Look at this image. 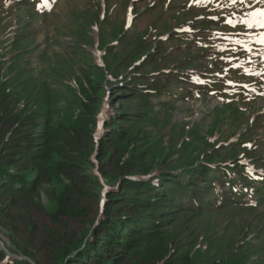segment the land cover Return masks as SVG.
I'll return each mask as SVG.
<instances>
[{"label": "trees", "instance_id": "16d2710c", "mask_svg": "<svg viewBox=\"0 0 264 264\" xmlns=\"http://www.w3.org/2000/svg\"><path fill=\"white\" fill-rule=\"evenodd\" d=\"M60 1L0 0V229L13 247L10 251L27 258L11 257L0 243V264H208L210 242H192L186 250L190 242L174 236L171 225L182 217L227 212H235L231 222L240 227L227 256L264 264V104H259L264 101V69L242 60L246 39L216 35L210 25L220 23L207 17L195 32L177 31L172 22L179 12H199L189 2L177 5V0H153L134 12L128 26L126 11L120 16L127 0H110L92 20V27L102 21L124 34L108 58L119 57L121 46L139 38L125 62H114L110 70L106 56L105 64H98L88 48L95 42L80 14L90 6L64 13L65 22L78 14L83 26L74 38L77 43L70 44L66 36L72 31L60 25ZM171 31L170 38L157 37ZM147 50L151 52L141 61V51ZM60 62L69 64L75 94H70L75 102L65 103L74 113L68 123L54 119L53 104L43 93L44 85L55 87L52 76L64 66ZM124 63L130 72L114 89L123 91L131 105L110 115L98 142L103 106L94 101L99 92L96 73L105 79L110 72L123 76V69L116 70ZM194 92L219 100L213 119L246 126L224 141V136H215L223 125H200V120L181 142L171 144L167 154L174 159L168 162L170 157L164 156L165 168L155 174L149 158L163 141L157 139L147 149L138 146L141 128L133 126L134 120L140 124L147 114L174 107L175 100ZM136 105L141 111L134 110ZM123 115H129L130 125L121 124ZM165 126L162 121L155 132ZM96 148L99 171L111 186L103 212V183L91 170ZM111 149L116 157L108 161ZM45 184L60 186L49 193L52 211L40 200Z\"/></svg>", "mask_w": 264, "mask_h": 264}, {"label": "rangeland", "instance_id": "374dc122", "mask_svg": "<svg viewBox=\"0 0 264 264\" xmlns=\"http://www.w3.org/2000/svg\"><path fill=\"white\" fill-rule=\"evenodd\" d=\"M107 1L110 0H63L59 2L57 11H61V14L63 16L61 18L62 22L60 25L63 28L72 31V34L69 33L66 36V40L70 42V44H76L77 42L76 39L74 38L75 37L78 38L79 34L82 32L81 30L83 26L80 27L82 24L78 23V21L80 20L77 16L78 14L75 15L76 17L73 16L74 20H71L69 18L65 22V20H63L64 13L66 12L67 9H69L70 14L71 13L75 14V12L79 13L77 12L80 11L78 10L79 8L84 9L90 6V8L88 7L90 9L89 10L90 12L89 11L86 12L84 10L85 12L80 14L83 17H85L83 20L84 22L87 23L88 26L87 31L90 34L91 38H93V42H95V46L94 45L89 46L88 48L90 51L94 53L95 62L98 64L104 65L105 64L104 59L106 56V59L109 64L108 69L111 70L114 66V62L116 64V62L118 61H124V56L128 54L129 49L132 48L133 45H135V43L138 41L139 38H135V41L133 43L130 44L127 43L124 46H121V48L123 47V53H121L119 57H117L118 55H115L114 57L108 58L107 54L111 53L112 55V53L120 45V40L122 39L124 34L121 33L120 29L114 28L113 26L110 27L108 24H105L102 21L98 23V26H96L94 23L92 27V20L96 17V15L98 14L100 15L101 9H104L107 6ZM120 1L123 2V0ZM152 1L153 0H127L124 3L125 6L124 9L122 8V6H120V16L122 17V12L127 11V9L131 7V14H133V18H134V12L135 11L137 12V9L143 10L146 6H150ZM187 2H189L191 6L194 5L197 6L199 11L197 16L183 15L181 14V12H179L178 19L172 22V24H174L173 26L175 25L176 27L190 26V28H194L201 26V24L205 25V23L202 22L204 17L206 16L205 14L207 15L212 13L215 14L214 10L219 9V11H223L222 15L225 18V20H227L226 21L227 23H229L228 22L229 20L233 22L230 25L233 26L234 24L235 26L233 27L236 28V31L251 32L253 30H263L262 28H258V27L253 29H248L245 25L239 22L242 20V18H246L247 13L254 10L264 9V2H258V0H249L251 7H248L247 4H241L239 0H236L235 3L233 2V0H177V5L182 6L187 4ZM202 4L205 7H202ZM200 8L204 10L201 11L202 9ZM201 14L205 16H202ZM149 19L150 16L146 14V22ZM142 23L145 24L143 21ZM91 27L94 29L93 31ZM211 27L215 29V25L212 24ZM171 35H172V31L162 32V33H158L157 37L160 36L159 38L162 37L170 38ZM152 37L156 38L154 34L152 35ZM99 43L104 44L103 48L100 47ZM150 52L151 50H147L146 52L141 51V54L143 55L140 56L139 59H141L142 61L141 57L148 56ZM53 59L52 61H54ZM139 59L137 58L133 61L135 62L136 60ZM256 60L261 63H264V50H262V52L257 53V55H255V61ZM60 63H62L64 66L59 70L54 69L53 71L54 74L52 76L53 79L55 78L52 84L57 88L55 89L54 87L52 90L49 87V85L46 84L43 86V93L45 95L44 98L46 102L53 104L52 112L54 115V119L60 121L65 118L64 121L68 123L70 122V118L74 116V113L68 111L67 105H65V103L75 102L73 98V96L75 97V94H74V90L70 86L71 83L69 84L71 80L70 77L71 73L69 72L70 69L68 68L69 64L65 65L64 62H60ZM138 64H140V62ZM122 69H123V74H122L123 76L120 75L116 77L113 73L110 74L111 73L110 72L109 74H107L109 76L107 79H105L103 75L100 74L99 72L96 73V78L99 80V89H98L99 92L95 95L94 101L99 104L102 103L101 107L103 106L98 117V128L96 130L97 132L95 133L96 141L100 139L105 129V126L107 125V120L110 117V115L114 113L116 109H119L121 107L124 108L129 107L128 105H131V102H127L126 100L124 101V99L127 98V95L123 91L114 89L116 87L114 83L121 81L122 78H124L127 75V73L130 72L126 63H124L123 66H120L116 71L119 70L121 71ZM187 69L192 71L193 68L192 66H187ZM70 94H72L73 96ZM134 103L137 104L136 102ZM174 103H175L174 107L161 108L158 109L159 111H156L152 114H147L140 124L139 123L137 124L136 123L137 120H134L133 126H138L141 128V132L137 135V139H140L137 140L139 141L138 146L147 149L150 146V144L152 142L154 143L155 141H157V139L161 140V142L163 141L161 143L162 148L159 149L160 151L157 152V150H153L154 155L149 158V165H151L152 169L155 170V174L159 173V171L157 170L165 168L164 166L165 164L162 162L164 156L170 157V159L166 157L168 159V162L169 160L171 161L174 159V157L171 154H167L170 152L171 144H173L176 140L181 142L182 138L187 134L189 129L191 127L197 126L200 120H202V123L200 125L203 124L212 125V122L214 126L223 125L220 131L218 132V134L215 136L218 137L224 136L223 137L224 141L231 136L230 135L231 132L240 133L241 131H243V128H245L246 126V124L243 122L241 124H239V122H235L233 127H230V125H226V123L230 122L228 121L229 119L226 120L213 119L212 108L219 103V100L216 97H212L211 95L205 99L199 97L194 92V94H192L189 98H178L177 100L174 101ZM259 104L260 106H262L264 104V101H260ZM45 109L49 111L48 108ZM134 110L141 111L139 109V106L135 107ZM130 111L132 110H129L128 112L131 113ZM138 113L139 115L143 114L142 112H138ZM158 115H160V118L162 119L158 118ZM130 117L134 118L135 116L134 114H132ZM127 118H129V115H123V120H121V124L130 125V122L126 121ZM162 121H166L165 128L166 127L167 128L165 130H159L156 133L155 130L159 129V125ZM172 125H174L173 128H171ZM189 136H191V132ZM206 146H207L206 144L202 145V147H206ZM115 148L117 149V147ZM207 148H209V146ZM112 151L113 149L109 151L108 155L105 158L108 159V161H111L112 157H116V155L113 156ZM91 160L95 163V166L94 167L92 166L93 168L91 170L94 171L99 176L101 182L103 183V188L101 190L102 191L101 197L103 200L101 204V211L103 212L105 199L107 197L108 191L111 190L110 188L111 186H109L106 183L107 181L106 178L99 171L97 148L95 153L92 155ZM113 181H117V180H113ZM59 187L60 186L58 184H53V185L45 184L40 193L41 202L50 211L54 210L55 203L53 199L50 198L51 194L49 193L51 192L57 193L58 190L56 189H59ZM234 213L228 214L227 212V214H220L213 217H209V216L206 217L200 216L198 218H193L189 216L185 218L182 217L179 218L180 220L178 222L172 223L171 227L173 228L174 236L176 235V237L183 242H190L189 244L186 245L185 247L187 248L186 250L189 249L190 247L189 245H191L192 242H194L195 244L210 242L211 248L209 250V261L207 262L208 264H251L253 258L245 257L244 259L242 258L243 260H241L239 258H235L230 255L227 256V252L230 251L233 248L232 246H234L237 243L236 241L237 235L240 234V227L236 226L237 224L234 225L233 222H231V219L236 216V214L234 215ZM90 214L94 215L95 212L92 211ZM52 224L53 223L50 222V225ZM223 225L227 227L217 228L216 230V227H222ZM0 240L3 241L5 250L11 257L18 258L19 260L27 259L26 256L21 255L18 251L17 252L10 251V248L13 249V247L10 244V241L8 240L6 233L3 229H0Z\"/></svg>", "mask_w": 264, "mask_h": 264}, {"label": "snow or ice", "instance_id": "6c2138e0", "mask_svg": "<svg viewBox=\"0 0 264 264\" xmlns=\"http://www.w3.org/2000/svg\"><path fill=\"white\" fill-rule=\"evenodd\" d=\"M235 3L236 0H233ZM241 4H247L248 7H251V4L249 3V0H239ZM258 2H264V0H258ZM230 24L233 22L231 20L228 21ZM243 25H245L248 29L253 28H262L264 29V9L254 10L246 14V18H242V20L239 22ZM233 26H235L233 24ZM260 43H264V39H261L259 41ZM245 48L247 50H251L249 46L245 45Z\"/></svg>", "mask_w": 264, "mask_h": 264}, {"label": "water", "instance_id": "95a60500", "mask_svg": "<svg viewBox=\"0 0 264 264\" xmlns=\"http://www.w3.org/2000/svg\"><path fill=\"white\" fill-rule=\"evenodd\" d=\"M0 243L4 245V243H3V241H2V240H0ZM14 256H15V255H14ZM17 257H18V256H17ZM22 257H24V256H22Z\"/></svg>", "mask_w": 264, "mask_h": 264}]
</instances>
